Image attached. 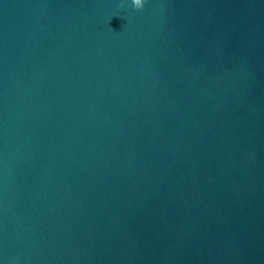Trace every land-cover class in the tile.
I'll list each match as a JSON object with an SVG mask.
<instances>
[{
  "label": "water",
  "instance_id": "1",
  "mask_svg": "<svg viewBox=\"0 0 264 264\" xmlns=\"http://www.w3.org/2000/svg\"><path fill=\"white\" fill-rule=\"evenodd\" d=\"M0 264H264V0H0Z\"/></svg>",
  "mask_w": 264,
  "mask_h": 264
},
{
  "label": "clouds",
  "instance_id": "2",
  "mask_svg": "<svg viewBox=\"0 0 264 264\" xmlns=\"http://www.w3.org/2000/svg\"><path fill=\"white\" fill-rule=\"evenodd\" d=\"M131 3L137 11H141L144 9L147 0H131Z\"/></svg>",
  "mask_w": 264,
  "mask_h": 264
}]
</instances>
